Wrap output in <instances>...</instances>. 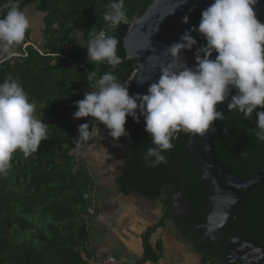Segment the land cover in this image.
<instances>
[{"label": "trees", "instance_id": "obj_1", "mask_svg": "<svg viewBox=\"0 0 264 264\" xmlns=\"http://www.w3.org/2000/svg\"><path fill=\"white\" fill-rule=\"evenodd\" d=\"M152 1L124 0L127 21L113 30L103 19L110 0H20L22 10L33 7L40 16V39L37 43L31 40L29 29L24 41L15 47L14 53L21 55L0 57V83L9 76L18 79L29 101L44 104L53 120L48 139L37 153L28 158L21 152L14 153L11 168L6 175H0V264H88L91 202L84 197V191L91 186V178L83 159L76 161L78 145L88 139H79L74 102L91 91L86 81L90 71H95L97 78L112 72L124 83L137 69L135 60L126 59L123 35ZM187 14L192 24L198 26L201 14L196 9ZM257 18L264 22V18ZM101 30L119 41L117 55L122 63L115 69L107 63L88 61L87 48L79 45L88 39L89 31ZM196 33L199 47L206 45V40ZM216 55L213 53L212 58ZM136 93L132 81L129 94ZM227 104L226 100L217 105L224 119L214 124L216 150L236 175L251 178L264 167V141L255 135L256 112L264 108L258 107L248 120L239 111H230ZM84 123L89 124V119L85 117ZM125 128L130 136L119 138L126 162L118 178L121 190L136 191L151 200L163 195L166 218L175 215L172 197L185 189L199 221H204L211 210L212 188L190 160L187 145L195 135L177 133L172 140L174 147L162 153L166 163L149 166L145 155L155 145L145 131L144 117L137 123L128 116ZM247 193L236 226L238 232L264 245V182ZM176 220L183 233L191 236L180 219ZM196 244L197 250L209 259L215 248L213 242L196 240Z\"/></svg>", "mask_w": 264, "mask_h": 264}, {"label": "clouds", "instance_id": "obj_2", "mask_svg": "<svg viewBox=\"0 0 264 264\" xmlns=\"http://www.w3.org/2000/svg\"><path fill=\"white\" fill-rule=\"evenodd\" d=\"M185 2L180 0L177 7ZM257 3L258 0H214L202 11L198 26L186 29L179 41L164 49L171 59L159 66V78L149 85L146 94L130 95L129 84L121 83L112 72L97 78V73L90 71L86 81L94 90L74 102L77 110L73 117L91 116L98 125L106 126L119 146L120 137L130 136L125 128L127 117L138 123L143 116L145 131L155 145L145 155L149 166L166 163L162 153L174 147L172 140L177 133L206 135L209 130L214 131L215 121L224 119L217 110L219 103L227 100L230 111L237 110L251 120L254 110L264 108V22L257 18ZM106 7L103 19L113 30L127 21L124 0H110ZM188 20L186 14L182 22ZM30 26L20 0H0V57L14 55ZM193 31L206 40V45L196 49V64L189 67L182 60L181 51L197 44ZM118 43L114 36L101 30L89 31L88 39L79 45L87 48L88 61L107 63L115 69L122 63L117 55ZM213 53L217 54L214 59ZM35 112V105L18 79L9 76L0 83V175H6L11 168L14 153L19 151L28 158L37 153L41 141L48 139L47 124ZM256 116L255 135L264 141V110L257 111ZM100 132L99 127L89 130L88 123L78 126L79 139Z\"/></svg>", "mask_w": 264, "mask_h": 264}, {"label": "crops", "instance_id": "obj_3", "mask_svg": "<svg viewBox=\"0 0 264 264\" xmlns=\"http://www.w3.org/2000/svg\"><path fill=\"white\" fill-rule=\"evenodd\" d=\"M33 104L37 117H44L48 136L53 117L44 104ZM84 119L74 118L77 128ZM100 134L108 138L99 139L95 150L82 155L91 178L86 191L96 198V215L90 220L88 264H95L92 256L106 254L136 264H210L179 228L176 215L163 218V195L151 200L136 191L121 190L118 178L126 168L124 146L119 141L117 146L103 126Z\"/></svg>", "mask_w": 264, "mask_h": 264}, {"label": "water", "instance_id": "obj_4", "mask_svg": "<svg viewBox=\"0 0 264 264\" xmlns=\"http://www.w3.org/2000/svg\"><path fill=\"white\" fill-rule=\"evenodd\" d=\"M179 3L180 0H153L144 12L134 18L123 35L126 59L137 62L135 69L137 74L128 84L134 81L140 94L147 93L149 85L159 78V66L171 59L164 49L179 41L184 31L193 26L190 19L188 23L182 22L189 9L192 11L196 9L201 14L207 6L214 3V0H186L177 7ZM254 9L258 16L264 18V0H258ZM173 11L174 13L169 14ZM157 27L158 31H155ZM191 35L197 40V44L191 50L181 51V58L189 67L195 66L194 53L199 47L197 33L193 31ZM187 147L190 160L199 168L201 178L212 188L209 196L211 210L201 225L207 233L206 237L211 238L216 246H219L223 228L237 215L248 196L247 192L264 182V167L251 178L236 175L220 158L212 130L206 135H195ZM172 205L176 217L189 212L190 217L198 219L185 189H181L172 197ZM189 237L196 244V240L192 236Z\"/></svg>", "mask_w": 264, "mask_h": 264}, {"label": "flooded vegetation", "instance_id": "obj_5", "mask_svg": "<svg viewBox=\"0 0 264 264\" xmlns=\"http://www.w3.org/2000/svg\"><path fill=\"white\" fill-rule=\"evenodd\" d=\"M188 213L185 212L177 218L191 232V236L199 242L207 240L213 242L211 238L206 237L207 233L201 225L205 220L200 222L198 215V219H194ZM237 215L228 226L223 228L220 245L216 246L213 242L215 248L210 251V257L207 259L210 264H264V245L238 232L236 226Z\"/></svg>", "mask_w": 264, "mask_h": 264}, {"label": "built area", "instance_id": "obj_6", "mask_svg": "<svg viewBox=\"0 0 264 264\" xmlns=\"http://www.w3.org/2000/svg\"><path fill=\"white\" fill-rule=\"evenodd\" d=\"M29 44V42H27L24 45V49L25 46H27ZM21 55V53H14L13 56H19ZM137 74V70H134L132 72V74L125 80V84H128V82L130 80H133L134 76ZM94 90L93 88L91 89V91ZM87 119H89V129L91 130V128H96L99 127V129H101V123L98 125V122L94 121L93 118L91 116L86 117ZM99 135H95L92 136L90 135V137L88 138V141L86 143H81L78 145L77 147V151H76V161L81 162L82 160V155L85 153H88L90 151H93L97 148V146L99 145ZM84 197L89 200V202H91L90 206L88 207V217H89V224H90V220L96 215V198H95V194L89 191H84ZM91 260L95 263V264H136L135 262H129V261H123L121 259L116 258L113 255L110 254H106L103 256H92Z\"/></svg>", "mask_w": 264, "mask_h": 264}, {"label": "rangeland", "instance_id": "obj_7", "mask_svg": "<svg viewBox=\"0 0 264 264\" xmlns=\"http://www.w3.org/2000/svg\"><path fill=\"white\" fill-rule=\"evenodd\" d=\"M25 12H26V14H27V16H28V18L30 20V25H31L30 26V31H31L30 32V36H31L30 39L33 40L34 42L36 41L35 43H37V42H39V39H40V35H38V32L43 26V24H42V22L40 20V16L36 15L33 7L25 9ZM35 115H36V113H35ZM36 117H37V115H36ZM43 118L44 117H41V118H38V119H42V121H43ZM100 131H101V129H100ZM102 132H103V130H102ZM107 134H108V132H107ZM107 138L108 137L103 136L102 134L99 135V139H107ZM111 140H113V138ZM17 152H19V151H17Z\"/></svg>", "mask_w": 264, "mask_h": 264}]
</instances>
